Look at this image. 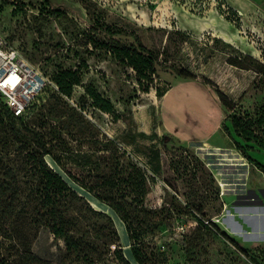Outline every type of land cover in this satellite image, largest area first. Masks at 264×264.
I'll use <instances>...</instances> for the list:
<instances>
[{"label":"rangeland","instance_id":"374dc122","mask_svg":"<svg viewBox=\"0 0 264 264\" xmlns=\"http://www.w3.org/2000/svg\"><path fill=\"white\" fill-rule=\"evenodd\" d=\"M121 1L0 0V35L21 49L45 75L51 79L58 67H83V82L75 87L74 97L84 109L74 110L65 100L51 96L28 120L26 131L32 137L43 136L50 141L53 153L64 164L59 166L47 156L49 165L87 197L71 196L66 200L65 212L76 218L79 229L74 233L81 238L79 250L67 253L63 240L60 246L47 226L36 225L35 214L28 212L24 197L25 203L18 209L25 208L26 213L16 217L1 238L4 253L25 248L34 251L40 237L42 248L38 252L53 264H123L115 251L120 244L131 263L138 264L131 246L125 245L132 242L124 222L75 185L63 169L86 175L80 165L66 161V153L88 149L97 158L98 150L104 146V129L149 167L147 206H140L141 211H135L134 205L130 207L137 218L134 226L142 232L137 243L148 254L149 264H264V231L252 222L264 214V201L263 205H247L252 195L242 190V176L234 180L223 169L244 172L242 166L235 165L245 162V158L237 161L231 155H221L228 152L223 141L243 155L233 141L237 138L251 146V156L264 166V148L254 142L247 144L233 129V138L227 133L226 125H232L217 91L231 101L228 105L233 113L256 117L264 104V77L248 57L252 55L264 63V0H148L155 3L154 7L137 9L134 5L137 11L133 12L131 6L132 10L128 8L125 14L119 12ZM130 3L125 0L122 6L128 7ZM229 5L237 12L229 13ZM219 6L231 20L220 13ZM94 20L122 27L128 33V43L133 42L130 34L134 32L146 46L156 50L159 76H154L153 82L143 80L141 84L131 66L89 42L86 31ZM179 28L185 30L183 34L176 32ZM229 57L242 59L247 68L229 63ZM181 70L195 74L201 86L189 84L193 79L183 77ZM86 85H93L113 102L119 120L91 106L89 98H81ZM171 86L172 93H157V88L165 93ZM217 122L222 125L213 139L217 143L196 139L182 142L169 133L182 127L183 134H197L198 125L201 129ZM7 123L4 114L0 116V171L10 166L21 188L28 193L37 179L24 162V145L8 136ZM252 166L257 167L254 163ZM253 184H264V176L254 170ZM259 197H264L263 191ZM125 201L128 208L131 199ZM90 202L114 216L116 226L121 228L117 226L120 241L108 228L107 217L94 211ZM223 212L225 216L221 217ZM235 214L245 216L249 231L242 229L243 217L239 224L232 220ZM196 217L208 226L203 228ZM227 223L239 227L236 233L224 230ZM216 226L245 252L219 235ZM86 230L91 233H84Z\"/></svg>","mask_w":264,"mask_h":264},{"label":"trees","instance_id":"16d2710c","mask_svg":"<svg viewBox=\"0 0 264 264\" xmlns=\"http://www.w3.org/2000/svg\"><path fill=\"white\" fill-rule=\"evenodd\" d=\"M228 8L229 13L237 12L231 5ZM218 9L225 18L231 20L221 6ZM236 25L240 26L237 22ZM184 31L179 28L176 32L183 34ZM127 35L128 33L122 27L106 24L99 20H94L86 31V37L95 47L111 52L122 63L131 66L136 71L141 84L144 82L143 80L153 82L154 76H159L157 69L159 53L146 46L134 32L130 34L133 42L128 43ZM248 57L256 64L254 66L256 71L264 77V63L252 55H248ZM228 61L240 68H247L245 62L237 57H229ZM82 69L81 65L76 68L58 67L56 73L51 76V81L54 84L45 85L41 93L28 105L26 111L19 116L10 109L0 96V116L4 114V118L8 121L6 132L11 140H19L24 145V162L30 166L32 175L37 179V183L29 187L28 193H26V190L21 188L19 179L10 166H6L4 171H0V264H53L52 260L37 255L29 248L22 251L18 250L12 254H6L2 249L3 240L1 238L5 232H8V225L20 214L26 213L27 209H18V206L20 207L25 203L22 200L24 197L27 198L26 203L29 204L28 212L35 214L33 217L35 224L47 226L55 238L63 240L66 244L67 253L76 252L81 246L79 243L81 238L74 235L79 230L76 218L68 216L65 210L66 200L69 197H85L80 195L59 172L49 165L47 156H51L59 166L64 164L61 163L62 159L53 153L50 141L44 139L43 136L32 137L26 130H28V120L34 115L36 109L51 96L65 100L74 110L84 109L79 100L74 97L75 87L83 82ZM180 74L187 79L197 78L188 70H181ZM205 82L208 83L209 81ZM144 88L147 90L148 87ZM217 91L224 112L227 111V119L232 125V128L226 125L227 133L233 138L235 132L247 144L254 142L264 148V104L258 109L256 117L233 113L228 105L231 101L219 89ZM157 93L160 96L165 95L158 88ZM86 97L91 100V106L113 115L115 120L120 119L113 102L93 85L85 86V94L81 98L85 100ZM67 133L71 132L68 131ZM101 135H103L104 146L103 149L98 150L97 158L90 154L88 149L66 153L68 155L66 161L80 165L83 168L82 172H87L86 175L78 176L74 171L64 167L63 169L75 185L91 193L115 212L124 222L129 234L134 259L138 264H149L148 254L142 245L137 243L142 232L139 231L141 230L140 227L134 226L137 219L136 214L130 211L132 205L135 206V211L140 210L138 209L140 206H147L145 201L148 200L149 196V177L151 176L149 167L136 159L123 143L115 137H111L104 129H102ZM233 141L236 148L243 153L249 162L254 163L264 173V166L255 161L250 154L251 146L242 144L237 138H234ZM102 186L104 189L101 188ZM167 186L171 188L169 184ZM126 198L131 199L128 208ZM92 208L107 217L108 228L120 241V234L117 229V226L119 228L120 226L118 224L116 226L113 216L93 206ZM142 210L146 212V209ZM196 220L203 228L208 226L200 217H196ZM151 224L149 221V227ZM214 229L239 250L245 252V249H242L227 232L218 226ZM84 233H91V231L86 230ZM125 245L130 246V243ZM115 251L117 258L123 264H132L126 258L121 244Z\"/></svg>","mask_w":264,"mask_h":264},{"label":"crops","instance_id":"0c3cea01","mask_svg":"<svg viewBox=\"0 0 264 264\" xmlns=\"http://www.w3.org/2000/svg\"><path fill=\"white\" fill-rule=\"evenodd\" d=\"M123 1H125V0H122L121 2L122 3H120L119 5H118V7H119V12H123L124 14L125 13H128V8H130L131 6H132V8H133V6L135 5L136 6V8L138 9L139 7H141V8H150V6H153L154 7V5H155V3H149V1L148 0H130L131 1V3H130V5L127 7V6H125V5H123L122 6V4H123ZM154 4V5H153ZM137 9H135V8H133V12H136L137 11ZM130 10H132L131 8H130ZM197 81V82H196ZM189 84H196L195 86H198L199 85V82H198V79L196 78V79H193V80H190V82H189ZM199 86H201V85H199ZM173 88H174V86H171L170 88H169V90L166 92V94H165V96L167 95V94H169V93H172V91H173ZM181 102H182V100H181ZM177 104V103H176ZM179 108H181V106H179ZM221 127H222V125H221V122H217V123H215L213 126H211V125H209L207 128H203V126L201 127V129H200V127H199V125H198V131L201 133V135H200V133H197V134H192V135H188V134H183L184 132H183V128L182 127H180L177 131H175V132H172V131H169V133L170 134H172V136H175V138H177L179 141H182V142H187V143H190L192 140H198L199 142H209V143H217V142H215L216 140H213L214 139V136L218 133V131L221 129ZM109 134V133H108ZM111 137H114V136H112L111 134H109ZM223 145L225 146V148L226 149H228V152H225V153H221V155H231V156H233L234 158H236L237 159V161H242V159L243 158H245V162H243V163H239L238 165H235V164H226L225 166H242L243 167V169L245 170L244 172H236V169H233V170H228L229 168H227V167H223V169L225 170V171H227L228 172V175L232 178V179H234L235 180V178H237V177H239V178H241L240 176H242V181H243V184H242V190L244 191V192H250L251 193V195H252V200H250V201H247L248 203H247V205L249 204V205H263V201H264V197H259V194L263 191L264 192V184H261L263 187H261V185L259 184V185H256V184H253V185H251V175H252V173H253V170L257 173V174H261L262 176H264V174L262 173V171L258 168V167H255V169H253V166H252V163H250L249 162V160L245 157V156H243L242 154H239L238 152H235L236 150H234V148H233V146H231L229 143H227V142H225V141H223ZM216 145H218V144H216ZM218 153H216V155H217ZM238 155H240L241 156V158H239L238 157ZM218 156H220L219 154H218ZM247 159V160H246ZM222 160H225V159H222ZM221 160V161H222ZM222 166H223V164H222ZM242 173V174H241ZM237 176V177H236ZM238 180V179H237ZM232 185V184H231ZM234 185V184H233ZM78 186V185H77ZM80 187V186H79ZM74 188V187H73ZM260 188H261V191H260ZM80 189L81 190H85V189H83L82 187H80ZM75 190H77V189H75ZM86 191V190H85ZM87 193H89L88 191H86ZM93 198H95L96 200H97V202H99L100 203V205H104V206H106V207H108L105 203H102V202H100L95 196H93L91 193H89ZM84 196V195H83ZM244 196V195H243ZM85 198H87V197H85ZM250 202H252V203H250ZM91 203V202H90ZM92 204V203H91ZM92 206L93 207H95L93 204H92ZM96 209H98V210H102V211H105V212H107V213H109V214H111L110 213V211H107V210H105V209H102V208H97V207H95ZM109 208V207H108ZM113 211V210H112ZM114 212V211H113ZM115 213V212H114ZM225 216V212H223L222 214H221V217H224ZM243 217V223H241V226H243L242 227V229H244L245 230V232L246 231H249L250 229H251V227L249 226L248 227V224H246V221H245V216H243V215H233V221L234 222H236V221H238V220H240V218H242ZM113 218H114V216H113ZM254 221H252L254 224H256L257 223V225L258 226H260V228L264 231V214L262 215L261 214V216L258 218V219H256V218H254L253 219ZM220 222V221H219ZM234 222H232V223H234ZM239 222L240 221H238L236 224H239ZM248 223H251L250 221H248ZM244 224H246V225H244ZM235 225V224H234ZM233 224H231V223H227L225 226L223 225V228H225L224 230H226L228 233H236V229L237 228H239L237 225L236 226H234ZM247 226V227H246ZM123 235H125V233H123ZM58 241V244L60 245V246H63V241L61 240V239H58L57 240ZM41 245H42V243H41V241H40V237L36 240V242H35V244H34V247H33V249H34V251H35V253L37 254V255H39V256H41V257H43L39 252H38V250L39 249H41L42 247H41ZM131 246V245H130ZM125 256H126V258L131 262V260L132 259H130L129 258V256H127L126 254H125ZM133 256V255H132ZM43 258H46V257H43Z\"/></svg>","mask_w":264,"mask_h":264},{"label":"built area","instance_id":"2783aa9c","mask_svg":"<svg viewBox=\"0 0 264 264\" xmlns=\"http://www.w3.org/2000/svg\"><path fill=\"white\" fill-rule=\"evenodd\" d=\"M49 83L54 84L37 64L0 35V96L16 115Z\"/></svg>","mask_w":264,"mask_h":264},{"label":"bare ground","instance_id":"6f19581e","mask_svg":"<svg viewBox=\"0 0 264 264\" xmlns=\"http://www.w3.org/2000/svg\"><path fill=\"white\" fill-rule=\"evenodd\" d=\"M223 185H225V183H224ZM220 220H221V219H218V218L216 219V221H220Z\"/></svg>","mask_w":264,"mask_h":264}]
</instances>
